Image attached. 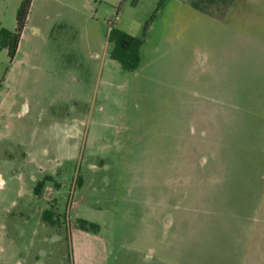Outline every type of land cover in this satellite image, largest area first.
Wrapping results in <instances>:
<instances>
[{
    "label": "rangeland",
    "instance_id": "374dc122",
    "mask_svg": "<svg viewBox=\"0 0 264 264\" xmlns=\"http://www.w3.org/2000/svg\"><path fill=\"white\" fill-rule=\"evenodd\" d=\"M21 1L0 0V26L15 27ZM32 1V24L24 27L14 57L0 46V264H136L140 258L124 242L132 238L126 228L136 215H123L126 205H134L121 198L132 182L135 197L155 187L146 164L148 145L155 141L145 136L154 123L145 107L160 95L165 100V94L153 86L152 92L145 69H125L110 55L107 31L114 25L141 34L154 11L141 46L148 61L163 28L164 0ZM148 107L157 109L154 103ZM257 124L239 127L228 148L248 149V155H237L247 167L253 162L241 170L247 179L258 172L254 149L264 145ZM66 127L73 129L70 135ZM133 149L145 162L136 169ZM238 171H231V179L244 188ZM45 174L51 178L36 192ZM45 207L52 221L43 218ZM80 217L102 227H82Z\"/></svg>",
    "mask_w": 264,
    "mask_h": 264
},
{
    "label": "crops",
    "instance_id": "0c3cea01",
    "mask_svg": "<svg viewBox=\"0 0 264 264\" xmlns=\"http://www.w3.org/2000/svg\"><path fill=\"white\" fill-rule=\"evenodd\" d=\"M161 9L149 60L141 55L130 69H145L146 84L161 88L165 100L145 107L154 123L145 136L155 141L146 153L155 187L135 197L134 183L126 184L122 203L134 208L126 205L123 215L136 216L125 247L136 251V264H264V145L254 149L258 172L248 179L241 170L253 162L247 167L237 156L248 149H228L238 128L255 122L264 139V0H164ZM138 150L135 169L145 163ZM235 170L246 187L236 188Z\"/></svg>",
    "mask_w": 264,
    "mask_h": 264
},
{
    "label": "trees",
    "instance_id": "16d2710c",
    "mask_svg": "<svg viewBox=\"0 0 264 264\" xmlns=\"http://www.w3.org/2000/svg\"><path fill=\"white\" fill-rule=\"evenodd\" d=\"M31 0H22L16 12V24L13 29L0 26V46H7V53L10 60L14 57L22 30L26 24L27 16L30 10ZM156 10V9H155ZM153 11L145 20L141 34L131 33L121 27L111 25L107 31V39L112 42L110 55L116 58L121 66L125 69H134L138 66L141 54L140 46L144 41L149 21L154 17ZM79 176V175H78ZM51 178L50 174H45L43 178H39L34 190L39 192L43 186L44 179ZM52 210L45 207L42 211L43 218L52 221ZM79 222L82 227L91 226L94 229L99 228V223L94 220H88L80 217Z\"/></svg>",
    "mask_w": 264,
    "mask_h": 264
}]
</instances>
